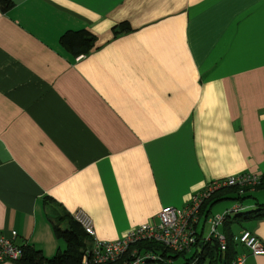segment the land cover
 I'll list each match as a JSON object with an SVG mask.
<instances>
[{
    "label": "crops",
    "instance_id": "1",
    "mask_svg": "<svg viewBox=\"0 0 264 264\" xmlns=\"http://www.w3.org/2000/svg\"><path fill=\"white\" fill-rule=\"evenodd\" d=\"M8 1L0 234L51 259L64 214L85 211L96 240L116 241L214 181L264 176V0ZM122 23L132 30L117 36ZM82 30L97 42L76 58L61 38ZM248 196L242 212L264 204V189ZM243 224L236 235L264 243V219Z\"/></svg>",
    "mask_w": 264,
    "mask_h": 264
},
{
    "label": "built area",
    "instance_id": "2",
    "mask_svg": "<svg viewBox=\"0 0 264 264\" xmlns=\"http://www.w3.org/2000/svg\"><path fill=\"white\" fill-rule=\"evenodd\" d=\"M261 177L250 174H240L214 181L207 188L194 194L186 206L181 208L163 207L157 214V221H151L128 232L116 241H98L93 219L83 210L73 213L74 219L93 239V247L87 252L84 264H173V260L155 253L138 254L131 251V246L139 241L155 242L175 254L188 253L198 242L197 227L200 223V213L203 203L211 195L222 189L238 187L240 189H255L260 185ZM244 210L236 206L231 210L209 217L210 237L218 241L221 249L226 250L227 239L220 231L225 221L232 215ZM17 233L12 231L10 236L0 234V263H17L23 256V249L15 243ZM234 243L253 256H264V243L251 231L243 230L235 235ZM90 257V261L88 259ZM245 252L238 253L231 264H246Z\"/></svg>",
    "mask_w": 264,
    "mask_h": 264
},
{
    "label": "trees",
    "instance_id": "3",
    "mask_svg": "<svg viewBox=\"0 0 264 264\" xmlns=\"http://www.w3.org/2000/svg\"><path fill=\"white\" fill-rule=\"evenodd\" d=\"M0 6L3 10H7L12 6L8 0H0ZM131 27L128 23H122L114 29V34L119 36L124 33L131 32ZM97 42V38L86 30L78 32H68L61 38L62 47L71 53L76 58L88 55ZM255 189H264V176L260 179V185ZM253 189V190H255ZM251 189H240L238 187L222 188L214 192L211 197L206 200L201 208L200 220L207 223L209 217L212 216L213 207L223 200H234L243 202L247 198ZM264 219V204L258 208L246 212H238L234 218H228L222 227V233L227 239L226 250L223 251L217 240L211 238L208 243L203 242L201 254L198 252L195 257L199 259L197 264H231L232 260L238 254L237 244L234 243L235 233L233 232L234 225H242L249 221H258ZM55 234L65 242L66 249L59 251L58 254L47 259L41 251H37L32 247L21 246L23 256L18 264H84V258L87 252L93 247V239L84 231L82 226L74 219L72 214H64L53 221ZM198 235L197 244L202 243V236ZM196 244V245H197ZM137 250L138 254L148 252L161 255L165 258L173 260V264H193L192 260L189 263H180L181 259H185L186 253L175 254L170 252L164 246L148 241H139L131 246V251ZM90 261V257L88 256ZM188 261V260H187Z\"/></svg>",
    "mask_w": 264,
    "mask_h": 264
},
{
    "label": "rangeland",
    "instance_id": "4",
    "mask_svg": "<svg viewBox=\"0 0 264 264\" xmlns=\"http://www.w3.org/2000/svg\"><path fill=\"white\" fill-rule=\"evenodd\" d=\"M244 202V201H243ZM241 203L239 202H236V201H232V200H223V201H220L218 202L214 207H213V210H212V215H217V214H221V213H224L225 211L227 210H231L233 209L234 207L236 206H240ZM242 228H244V224L243 225H237L235 226L234 230L235 231H239L241 230ZM205 237L206 239H208L210 237V227L209 225L207 224L206 225V229H205ZM201 248H200V251L199 253L201 254ZM196 253V248H193V250L191 252H188L186 254V258H188L190 261L192 260L193 264H197L199 259H197L195 257V254ZM183 259L180 260V262H182ZM206 263L204 264H207L209 262V259H206Z\"/></svg>",
    "mask_w": 264,
    "mask_h": 264
}]
</instances>
